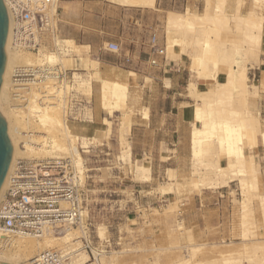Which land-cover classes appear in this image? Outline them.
Wrapping results in <instances>:
<instances>
[{
  "label": "bare ground",
  "instance_id": "obj_1",
  "mask_svg": "<svg viewBox=\"0 0 264 264\" xmlns=\"http://www.w3.org/2000/svg\"><path fill=\"white\" fill-rule=\"evenodd\" d=\"M110 1L122 5L157 9V0ZM205 1L206 6L203 12L192 11L188 9L189 7L183 12L166 11V31L168 33L180 32V35L177 34L168 38L166 51L170 55L175 44L179 43L178 45L181 44L184 48L190 41L192 49L189 52L193 64L202 65L209 61L213 64V68L209 71L213 79L209 80L208 84L204 82L201 86L203 89H199L200 84L197 82L190 84L188 88L196 101L193 107L194 120L191 129L192 174L198 175L196 185L199 186L208 184L213 185L212 187H228L231 182L238 180L242 188V207L245 211L249 205V198L246 193H249V190L259 189V173L262 174L260 163L256 161L254 154L247 152L245 130L250 128L249 146L251 144L257 146L260 139L256 121L260 120L261 112L256 103H251L249 99L259 95V88L261 87H259L258 80L248 85V62H250L252 51L256 53L257 51H264V15L257 12L258 4L264 0H252L254 7L248 13L239 12L243 0H237L238 4L231 18L236 23L235 31L241 32L242 36L232 41V52L220 49L219 55L215 59L205 55V51L210 49L212 34L219 36L218 34L222 30L233 27L225 23V19L229 17L224 10L226 0H219L213 9L211 0ZM11 26L9 17V30L5 44L7 59L0 87V112L8 125V133L13 145V156L0 191V200L7 188L8 179L15 164L21 158L37 161L71 158L76 177L80 185L84 186L88 169L84 164L81 147L90 145L89 136L92 135L83 132L85 127L80 130L69 122L71 119L68 118L65 95L71 89L88 91L93 94V78H96L99 83V98L102 108L108 113L122 111L120 125L121 158L133 166L136 178L150 181L152 179L150 165L138 163L132 159L131 145L125 139L124 134L125 125L129 122L125 110L127 107H131L128 106V99L130 97V85L135 79V73L129 71L126 80L105 78L99 69L94 70L95 67H98L99 61L91 57L90 45L79 44L72 38H61L57 34L50 39L52 49L48 44L41 46L38 52L19 48L12 43ZM74 60L83 64L86 69L91 66L94 69L91 70L92 75L90 72L87 79H84L82 73L75 69L72 78L74 83H67L66 87L64 84L59 85L53 80H47L31 83L21 88L16 86L12 79L14 68L17 66L32 67L44 64H60L63 69L67 70L74 65ZM221 72L224 74V80L218 79ZM15 92L22 93L21 96H25L24 99H21V96L17 97ZM235 92L241 93L243 100H236ZM87 114L90 116V113ZM144 115L148 117L149 111H144ZM88 121L93 122V117H89ZM261 140L264 151V129H262ZM222 157L227 160L225 165L222 164ZM168 187L169 190H173L174 186ZM255 195L260 199L262 228L264 229V193H256ZM173 204L170 203L165 207L167 212L176 209ZM85 209L84 213L87 214L88 210ZM247 216L249 215L247 214ZM248 221L244 219V229L241 235L246 252H248L246 244L248 240H264L263 233L251 231L247 225ZM86 228L84 222L78 226L64 224L56 233L57 227L50 226L46 227L40 237L20 235L1 229L0 261L11 264H34L38 254L55 248L67 256L69 264H111L113 258L110 262L107 259L113 254L109 255L105 251L98 255V251L95 250V260L92 261L91 255L83 248L81 238L87 236ZM98 235L100 241L106 239L104 227L99 228ZM255 235L259 236L258 239L251 238ZM200 245H190L194 250L192 258L185 257L173 264H193L194 256L200 251ZM259 249H264V245H256L253 255H246L249 264H264V253L258 255ZM243 258L245 257L224 256L222 260L223 264H242Z\"/></svg>",
  "mask_w": 264,
  "mask_h": 264
},
{
  "label": "rangeland",
  "instance_id": "obj_2",
  "mask_svg": "<svg viewBox=\"0 0 264 264\" xmlns=\"http://www.w3.org/2000/svg\"><path fill=\"white\" fill-rule=\"evenodd\" d=\"M218 1L219 0H211L212 9ZM227 3L228 0L225 2L224 10L228 13L229 17L225 19V23L228 25L231 23V25L234 26L233 19L231 18V15L233 14L229 12ZM243 6L248 10H241ZM253 7L252 0H243L241 1L239 12L247 13ZM186 8L198 12L197 10H194L191 5H188L185 8L180 7L178 9L179 11H184ZM149 9L156 10L154 8ZM158 12L164 16L161 18V32L158 34L161 44L166 45L169 37L172 38L177 34L180 35V32L168 33L166 31V12L164 10H159ZM257 12L264 15V1L258 4ZM216 35L212 34L213 39L211 41L210 49L205 51L207 57L214 59L218 57L220 49L232 52V41L242 36L241 32L235 31V28L224 29L218 34L219 36ZM49 44L51 43L49 42ZM178 44L173 46V50L179 51L181 57L167 56V62H180L187 68L189 76L187 78L188 80H186L185 91L187 90L186 92L194 99V101L192 104L189 102L184 104L190 105L193 108L196 101L188 89L190 84L196 83L191 82L188 84L192 74L190 71V52L192 46L190 41H188V45L184 48H182L181 44ZM52 48L53 47L50 49ZM263 52L264 51H257V53L255 51L251 52V54L259 55L256 61H252L253 63L251 62V59L250 62H248V66L252 68L251 71H254L258 66L264 69ZM91 67L86 69L83 64L76 61L73 66L68 68L71 70L67 69L68 79L71 78V76L73 78L75 69L82 73L84 79H87L91 70L94 69L93 66ZM200 67H207L209 69L208 71H210L213 68V64L211 61L204 62ZM80 68L86 69L85 72L83 73ZM97 69L100 70L99 64L94 70ZM249 71L250 69H248V85H251V83L260 78V76L258 72H256L255 76L252 74L249 75ZM202 73L203 71L200 69L199 72H197V75H199L200 78H197L196 76L193 77L202 79ZM93 76L95 77V75ZM104 77L122 80L121 78H118V76ZM211 79H213L212 75L208 72V79L205 83L208 84ZM218 79H225L222 72L218 75ZM149 80L150 79L148 78L147 81ZM94 81L96 82L95 85ZM258 83H260L259 87H261L259 88V95L250 97L249 101L251 103H256L261 112L256 98L263 97L264 78ZM93 85L94 95L88 91H78L79 94H82L81 97L86 99L84 102L85 110L86 113H90V116L88 115L89 117H93V122L88 120H71L69 122L80 130L85 127L83 132L92 135L89 136V142H91L90 145L82 146L81 151L84 157L85 167L88 169L86 171V179L83 186L85 194L84 205L85 208H87L88 213L85 214L83 222L89 227L87 229L90 233L89 239L91 240L94 249L96 251L103 249L105 239L100 241L98 231L99 228L104 227L106 230V239L111 237L112 241L119 242V245L114 244L110 248V251L106 252L109 255L113 254L112 257H108L107 259V261L110 262L113 258L110 262L111 264H173L185 257L192 258L194 250L190 245L195 244L201 245L200 251L194 256L193 264H223L222 259L224 256L245 257L242 260V264H249L246 255H253L254 247L256 245H264V240L250 239L246 243L248 248V252H246L241 236L244 229V219L247 221L249 220L247 225L251 231L255 230L264 235L260 199L255 195L256 193H264V151L261 140L262 129H264V115L261 116L260 120L256 121L260 139V143H258L257 146L252 144L250 145L251 147L249 146L250 128H246L245 130L247 152L254 154L256 161L260 163V171L262 173H259V189L255 191L249 190V193H246V195L248 194L249 205L245 211L248 212L243 211V194L238 180H235L236 182H231L228 187H212L213 185L210 186L208 184H205L206 186L196 185L198 182V175L194 176V174H192L193 162L191 159V150L189 149L182 152L184 159L180 165L175 166L176 168L172 170H169L168 168L165 170L164 166L158 168L157 173L159 178L157 176L156 179H152L151 185L153 188H150L152 190L151 192L147 193L144 190L141 191V193L139 192L138 194H135V189L139 188V186H135V183L144 180L136 178L133 166L121 158V143L120 138L118 142V127L121 125L122 117L119 115L113 116L111 117L112 122L108 121L110 120L109 118H104L105 125L97 122L94 110L96 107L102 108V106L99 98V83L96 78H93ZM201 86L203 85L200 84V90L203 89ZM138 88H140L138 84H134L132 88L130 87L131 92L129 104L131 105V109L127 107V110H125V112H127V119L129 120V122L126 123L127 125L131 124L133 116L139 109H142L143 112L145 110V108H142L141 106L140 108L136 106L137 99L139 98ZM234 96L236 100H243V96H241V93L239 92H235ZM132 99L134 102L131 101ZM131 110L133 111L131 112ZM196 124L199 125V123ZM127 125H125V128ZM124 134L125 139L129 140L130 132L127 135L126 131H124ZM91 146L95 147H92V150L90 151ZM221 160L222 164L225 165L227 163L225 157H222ZM136 161L138 163L150 165L147 162L146 156L143 159L137 157ZM161 185L164 186L162 187ZM168 186H174L173 190H169ZM260 189L262 190L261 192ZM171 191H175L173 196L163 195L165 192ZM250 191L252 192L250 193ZM137 201L138 204H140V207H138L137 216H135V214L131 216L135 217L134 219L130 220L127 217L121 218V214H117L119 208H116V205L123 208L124 206H127V204L128 206H132L134 205V202L137 203ZM170 203L171 205L174 203L173 205H175L176 209L167 212L168 210L165 207L170 205ZM247 214L249 216H247ZM189 235H191L190 237L192 239ZM259 236L261 237L262 235L260 234ZM259 236L255 235L251 236V238L258 239ZM83 248L85 249L84 246ZM263 253L264 249L258 250V255H262ZM91 257L93 259L92 261H94L95 257L93 258V255H91Z\"/></svg>",
  "mask_w": 264,
  "mask_h": 264
},
{
  "label": "crops",
  "instance_id": "obj_3",
  "mask_svg": "<svg viewBox=\"0 0 264 264\" xmlns=\"http://www.w3.org/2000/svg\"><path fill=\"white\" fill-rule=\"evenodd\" d=\"M227 4L229 12L234 14L238 1L228 0ZM156 5V10H150L147 7L122 5L110 0H59L60 19L57 32L61 38L69 37L79 44L90 45V55L93 59L99 61L98 64L103 77L120 76L119 78L126 80L129 71L135 73V81L132 82L130 87L132 88L134 84L140 86L136 106L145 108L144 111L148 109L149 116L148 118L145 117L142 109H139L125 131L127 135L130 132L129 140H127L131 145L132 158L136 160L137 157L140 159L147 157L153 180L158 176V168L162 166L165 170L176 168L175 166L180 165L184 159L182 152L186 149L191 150L190 136L192 121L194 120L193 108L184 103L189 102L192 104L194 99L189 96L187 90L185 91L186 80H188L189 75L187 68L180 62L174 61L168 66L161 64L151 67L149 65L147 61L150 50L149 41L154 31L159 34L161 32V18L164 16L158 12L159 10L183 12L179 11L178 8L191 5L194 10L203 12L206 1L157 0ZM241 10L248 9L243 6ZM233 22L234 26L231 23L229 25L234 28L236 23L234 20ZM49 40L50 38L46 41V44L52 47ZM107 41L119 43L121 51L116 53L105 50L103 45ZM167 56L181 57V53L173 50ZM257 57H259L258 54H251V62L256 61ZM200 69L203 71V78L197 79L200 78L197 75ZM249 69V75L255 76L256 72L259 73L260 78L257 79L259 82L264 78L263 68L258 66L254 71H251V67ZM80 70L84 73L86 69L80 68ZM208 70L207 67L202 68L200 65L193 64L191 57L190 71L192 74L188 84L191 82L203 84L208 79ZM124 77L126 78L124 79ZM148 78L149 81H147ZM95 83L94 81V85ZM82 100L86 101L84 98ZM256 100L261 109V116H263L264 94L263 97L256 98ZM131 101L134 102L133 99ZM129 102L130 97L128 104ZM94 115L97 122L103 125L104 118H109L108 121L112 122L111 117L116 115L122 117V112L108 113L103 108L96 107ZM119 138L120 126L118 127V142ZM92 147L95 146H91L90 151ZM152 179L136 182L135 186H139V188L135 189V194L144 190L147 193L151 192L150 188H153L151 185ZM173 194L174 192L171 191L165 192L163 195L173 196ZM115 207L119 208L117 214H121V218L127 217L131 220L135 218L131 217L133 214L137 216L140 204L137 201L132 206L127 204L123 208L119 205Z\"/></svg>",
  "mask_w": 264,
  "mask_h": 264
},
{
  "label": "built area",
  "instance_id": "obj_4",
  "mask_svg": "<svg viewBox=\"0 0 264 264\" xmlns=\"http://www.w3.org/2000/svg\"><path fill=\"white\" fill-rule=\"evenodd\" d=\"M11 21L12 43L19 48L38 52L46 41L58 32L59 0H4ZM105 50L119 53L120 44L107 41ZM148 63L151 67L168 66L166 45L161 44L157 31L149 41ZM60 64L14 68L12 79L16 86L26 87L31 83L53 80L57 84L73 83ZM17 97L23 95L15 92ZM82 94L71 89L66 92L68 118L86 121ZM25 96H21L24 99ZM83 186L80 185L71 158L24 160L18 159L11 172L8 185L0 200V230L20 235L40 237L46 227L62 225L78 226L84 221L85 201ZM89 227L87 226L86 229ZM87 236L81 237L83 246L93 257L96 251ZM111 237L104 240L103 249L109 252L113 245ZM34 264H69L67 256L59 249H49L35 257Z\"/></svg>",
  "mask_w": 264,
  "mask_h": 264
},
{
  "label": "water",
  "instance_id": "obj_5",
  "mask_svg": "<svg viewBox=\"0 0 264 264\" xmlns=\"http://www.w3.org/2000/svg\"><path fill=\"white\" fill-rule=\"evenodd\" d=\"M9 30V13L4 0H0V87L6 65L5 44ZM13 156V145L8 133V125L0 112V191L8 174ZM0 264H11L0 261Z\"/></svg>",
  "mask_w": 264,
  "mask_h": 264
}]
</instances>
